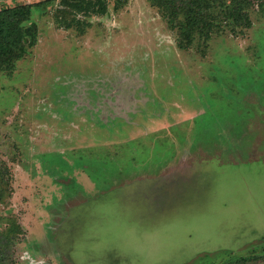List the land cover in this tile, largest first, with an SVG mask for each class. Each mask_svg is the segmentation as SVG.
<instances>
[{
    "label": "rangeland",
    "instance_id": "374dc122",
    "mask_svg": "<svg viewBox=\"0 0 264 264\" xmlns=\"http://www.w3.org/2000/svg\"><path fill=\"white\" fill-rule=\"evenodd\" d=\"M69 1L0 0V264H264V0Z\"/></svg>",
    "mask_w": 264,
    "mask_h": 264
},
{
    "label": "trees",
    "instance_id": "16d2710c",
    "mask_svg": "<svg viewBox=\"0 0 264 264\" xmlns=\"http://www.w3.org/2000/svg\"><path fill=\"white\" fill-rule=\"evenodd\" d=\"M99 1V0H96ZM87 3V5L85 4ZM91 1L77 0L69 1V6L76 10H84V7L89 8ZM103 4L100 1L101 5ZM175 4L174 0H159V5H173ZM86 5V6H85ZM97 9V8H96ZM105 10V5L101 9H97L98 13H102ZM29 13V7L25 5L14 6L10 8L3 7L0 9V50L2 52H7L13 50L16 47H19V41L24 38L23 34H19L18 24L20 21L26 17V14ZM200 24V21H197ZM194 23V22H193ZM186 24V25H185ZM184 27L191 28L192 24L185 23Z\"/></svg>",
    "mask_w": 264,
    "mask_h": 264
}]
</instances>
